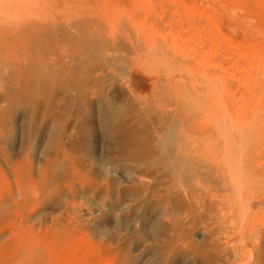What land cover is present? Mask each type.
Returning a JSON list of instances; mask_svg holds the SVG:
<instances>
[{
  "label": "rangeland",
  "instance_id": "rangeland-1",
  "mask_svg": "<svg viewBox=\"0 0 264 264\" xmlns=\"http://www.w3.org/2000/svg\"><path fill=\"white\" fill-rule=\"evenodd\" d=\"M4 1L70 3L93 58L80 63L75 92L58 90L51 108L28 101L27 122L19 126L12 116L0 124V264H239L240 234L257 239L252 247L246 242L253 251L242 263L264 264V196L259 213L251 208L243 219L232 203L202 194L193 204L170 183L169 192L168 180L155 172L132 185L101 169L128 165L138 173L152 162L154 135L168 127L153 120L160 99L159 105L173 102L165 103L172 117L192 112L196 99L212 109L221 101L216 109L241 122L250 118L248 110L264 111V102L250 106L245 96L256 85L264 90V0ZM186 48L190 59L180 62L176 55ZM101 108L111 120L106 131ZM81 124L91 130L84 143ZM191 128L204 131L200 123ZM126 204L139 216L119 226L113 213ZM91 205L102 206L96 225H79L81 209ZM165 205L168 216L157 222L155 212ZM196 229L204 235L197 237Z\"/></svg>",
  "mask_w": 264,
  "mask_h": 264
},
{
  "label": "bare ground",
  "instance_id": "bare-ground-1",
  "mask_svg": "<svg viewBox=\"0 0 264 264\" xmlns=\"http://www.w3.org/2000/svg\"><path fill=\"white\" fill-rule=\"evenodd\" d=\"M59 2L39 1L27 4L0 0V124L12 121V116L15 118L19 116V126L22 122H27L28 113H26V106L29 108V105L25 104L29 103L28 101L32 103L41 102L46 107L51 108L58 90L66 89L68 94L75 92L72 86L77 79L80 63L90 61L93 58L92 55H89L91 54V48L88 44H82V39L88 37H82L84 34L79 32L80 22L77 19V10L74 7H70V3H68L69 5H65ZM62 8H64L63 12L60 11ZM169 33L171 34L172 32ZM176 43L174 44L176 45ZM174 50L176 49L173 48V51L170 52L172 53ZM189 51L187 48L186 50L178 51L182 57H179L178 54H173L178 56L179 61L180 58L187 61L190 59V55H188ZM240 73L242 74V72ZM164 85L163 87H165ZM257 87L259 86L256 85L255 87L248 88L251 90H249V93H246L244 90L245 96L250 94L247 96V99L249 98L250 102L253 103L250 106L254 105L257 107L261 102H264V90L259 92L261 90L259 88L257 90ZM158 90L161 89L158 88ZM163 95L165 96V94ZM212 98L215 99L216 97L214 95L209 97L210 100ZM160 100H158V104L156 103L157 105L153 104L156 106L153 120L155 119L157 125L160 127L166 124L168 127L167 129L164 128L165 130L161 134L160 132H158L159 134L154 133V141L149 146L151 157L153 158L152 162L146 167L142 166L144 171L138 173L136 169L128 165H122L121 168L103 166V168L101 167L103 174L117 178L116 176L120 173V177L125 182L134 185L135 182L141 184L139 183L141 182L140 180H148L151 177L150 173L153 172V174H159L160 178L164 181L168 180V184L165 185L164 189L166 188L170 192V183L171 188L173 187L179 195L181 193L188 200H191L193 204H198L197 201H200H196L193 198L194 196L204 194L205 196H210L213 201L220 205L221 203L223 205L232 203L231 205H235V210L238 211L239 216H242L243 219L247 215L249 216L251 208H255V211L259 213L257 210L260 207L259 201L261 196H264V114H260L264 113V111L259 112L257 110L259 113L257 114L254 110V112L248 110V112H251L249 113L251 115H249L250 118L247 120V115L243 114L247 121L241 122V116L238 117V114L234 115L235 118H233L231 112L216 109H220L221 101L219 102L220 105L218 103L219 107L212 109L213 106L211 108L207 107L206 101H204V103L206 102V106H203L206 108H200L202 104L200 106L199 104L202 100L196 99L200 102L197 103L198 105L195 104L194 111L186 112L184 110V113H178L172 117L170 104L172 103L171 105H173V102L167 99L170 102L169 106H167L168 104H165L167 100L165 99L166 101H161V103L164 102V105H159ZM211 102L217 103L216 99L214 101L211 100ZM193 103H196V101H193ZM55 106L57 105L55 104ZM150 107L153 108V106ZM100 115L99 120L101 121L103 130L105 128L106 131L111 120L108 119L103 108L100 109ZM196 123L203 124L204 131H199V133L193 131L191 127L196 125ZM80 128V133L82 134L80 141L84 143L85 139H88L87 137L90 136L91 130L87 124H81L78 129ZM163 200L165 202L166 199L163 198ZM143 201L144 198H141L137 200V203L141 204ZM162 203L161 205L164 206ZM162 206L156 210L154 215L157 222H162L164 217L168 216L167 212L169 210L167 211V205H165L166 208ZM101 209L102 206L100 205H91L81 209L82 214L78 217V224L87 227L95 226L98 220L95 212L101 211ZM138 213L137 210L133 209L131 204H126L119 206L113 214L117 224L124 226L125 224H129L133 219L138 218ZM238 214L236 215L238 216ZM76 221L77 219L74 220V222ZM194 233L197 237L204 235V231L200 229H196ZM225 236L227 235H221V237ZM239 240L240 247L235 256L239 260V264H243L242 260L246 256V251H249L246 250V245H248L246 242L249 243V247H252L253 242H256L257 239H252L253 242L246 241L243 235L240 234ZM223 246V249L227 248L226 243H223ZM252 251L251 249L247 255L251 256Z\"/></svg>",
  "mask_w": 264,
  "mask_h": 264
}]
</instances>
